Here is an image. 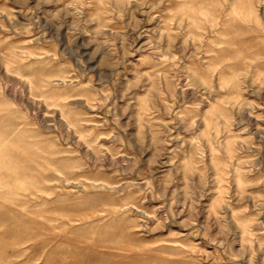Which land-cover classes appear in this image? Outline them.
Segmentation results:
<instances>
[{
  "label": "rangeland",
  "instance_id": "obj_1",
  "mask_svg": "<svg viewBox=\"0 0 264 264\" xmlns=\"http://www.w3.org/2000/svg\"><path fill=\"white\" fill-rule=\"evenodd\" d=\"M0 264H264V0H0Z\"/></svg>",
  "mask_w": 264,
  "mask_h": 264
}]
</instances>
